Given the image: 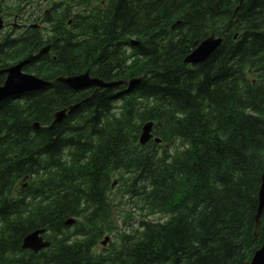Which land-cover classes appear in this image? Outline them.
Masks as SVG:
<instances>
[{"label": "trees", "instance_id": "16d2710c", "mask_svg": "<svg viewBox=\"0 0 264 264\" xmlns=\"http://www.w3.org/2000/svg\"><path fill=\"white\" fill-rule=\"evenodd\" d=\"M111 1L104 14L75 23L85 35L82 42L70 40L72 32L61 35L53 45L57 62L48 59L35 72L55 78L88 68L105 80L150 73L152 80L140 89L146 112L138 115L132 107L117 119L113 97L94 98L80 116L83 133L91 130L90 145L81 150L82 170H75L64 158L72 142L63 135L69 123L43 129L39 137L31 128L33 122L48 126L56 110L77 102L74 92L58 86L22 108L0 104V264L248 263L264 241V230L254 235L264 172V0H248L237 12L227 0ZM212 33L223 36L224 45L189 71L185 57ZM131 36L146 40L139 47L145 58L125 71L122 54L111 47ZM15 45L8 40L0 46L8 50L0 49L2 60L21 58ZM35 46L25 44L26 54ZM149 120L164 141L179 137L189 149L173 157H159L152 145L134 149L141 123ZM118 171L142 183L137 192L148 214L170 218L123 240L107 256H92V240L106 226L99 210L108 208L104 194ZM26 174L48 186L45 196L33 188L31 204L11 198L16 180ZM72 216L84 221L67 231L64 222ZM261 219L264 225V210ZM34 228L51 230L54 247L41 256L20 255L23 236Z\"/></svg>", "mask_w": 264, "mask_h": 264}, {"label": "water", "instance_id": "95a60500", "mask_svg": "<svg viewBox=\"0 0 264 264\" xmlns=\"http://www.w3.org/2000/svg\"><path fill=\"white\" fill-rule=\"evenodd\" d=\"M203 51V50H202ZM201 57H197V53L193 56V58L190 59L192 63H196L198 59ZM10 76L8 83L6 87L2 91L7 92H16L20 90H24L27 87V84L25 82H22L19 76V71L17 68L13 69L10 71ZM263 181H262V186L259 191V204H258V216H257V228L259 227V222L258 218L260 214L262 213L264 209V175H263ZM252 264H264V245L260 251H258L255 256L253 257Z\"/></svg>", "mask_w": 264, "mask_h": 264}, {"label": "rangeland", "instance_id": "374dc122", "mask_svg": "<svg viewBox=\"0 0 264 264\" xmlns=\"http://www.w3.org/2000/svg\"><path fill=\"white\" fill-rule=\"evenodd\" d=\"M43 8H44V6H43ZM30 16H32L31 13H29V14L23 16V19H24V20H23L22 23H25V25L29 24V23H28V20H29ZM12 22H13V21L11 20L9 23H12ZM22 23H21V24H22ZM10 31H13V29H12L11 27L6 28L5 30H3V33H4V32H10ZM116 48H117V44L114 42V43L112 44L111 50H113V49L115 50ZM131 202L133 203V205H135L134 201L131 200ZM123 208H124V209H127V210H129V211H133V210H131V206H129V205H123ZM124 214H125V213H124ZM124 214H122V215H124ZM136 221H138V218H136ZM133 229H134V230H138V229H139V227L137 226V224L133 226ZM122 230H127V229H126V228H122L121 231H122ZM121 231H120V232H121Z\"/></svg>", "mask_w": 264, "mask_h": 264}, {"label": "bare ground", "instance_id": "6f19581e", "mask_svg": "<svg viewBox=\"0 0 264 264\" xmlns=\"http://www.w3.org/2000/svg\"><path fill=\"white\" fill-rule=\"evenodd\" d=\"M16 13H17V11L13 12L12 14H8V15L11 16V15H15ZM252 261H253V258H251V260L248 263H246V264H252Z\"/></svg>", "mask_w": 264, "mask_h": 264}]
</instances>
